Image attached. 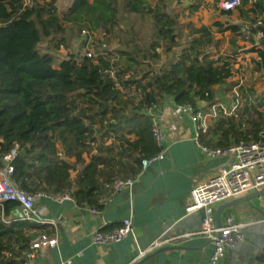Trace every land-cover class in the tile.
I'll return each instance as SVG.
<instances>
[{
    "label": "trees",
    "instance_id": "1",
    "mask_svg": "<svg viewBox=\"0 0 264 264\" xmlns=\"http://www.w3.org/2000/svg\"><path fill=\"white\" fill-rule=\"evenodd\" d=\"M177 1L158 0L150 8L146 0H71L58 13L57 0H32L25 8L19 0H0V153L13 143L27 146L13 161L12 180L20 190L67 194L76 205L100 207V195L132 180L141 160L159 152L148 110L165 98L194 113L205 112L201 103L214 104L213 87L231 77V67L227 59H212L219 41L211 27L178 22ZM263 5L242 0L236 7L249 19L245 41L258 69H264V22L256 25ZM213 25L216 33L228 31L237 48L239 25ZM99 28L114 35L113 49L80 63L71 54L57 58L73 31ZM244 109L236 121L220 118L200 130V145L264 143V97ZM91 150L98 151L85 161L81 154ZM16 209L15 202L3 203L8 223L0 221V264H21L19 255L7 259L4 253L26 250L29 231L42 228L14 222Z\"/></svg>",
    "mask_w": 264,
    "mask_h": 264
},
{
    "label": "crops",
    "instance_id": "2",
    "mask_svg": "<svg viewBox=\"0 0 264 264\" xmlns=\"http://www.w3.org/2000/svg\"><path fill=\"white\" fill-rule=\"evenodd\" d=\"M199 1L187 2L199 5ZM175 3L180 6L182 0ZM189 6L184 3L180 10ZM57 11L60 13L58 8ZM209 15L208 11H204L202 17L208 21ZM178 16L182 15L178 13ZM65 31L69 32L68 25ZM52 49L51 45L44 47L45 51ZM64 54L60 47L56 56L62 59L66 57ZM75 54L81 57L80 52ZM77 57L74 59L80 63L81 58ZM151 113L162 118L164 135L161 147L153 143L163 152V159L141 168L130 184L113 187L106 196L100 195L101 206L97 208L76 205L70 197L64 200L52 195L38 198L35 206L55 221V226H41L40 231L56 236L58 246L35 251L32 258L26 261L28 264H52L60 260L66 264H207L213 246L199 233L203 213H186L185 204L190 189L217 174L228 160L225 157L210 159L204 154L197 138L199 125L192 121L190 115L176 111L170 98L152 108ZM212 125L211 122L208 126ZM216 208L210 219L217 226ZM230 218L240 225L241 239L216 264H264V195L225 208L220 215V226H224ZM124 219L131 220V234L117 243H93L95 231L111 230ZM36 230L29 231L31 236L39 233ZM161 237L175 239L168 245L149 250L151 243ZM26 250L18 253L17 247H13L8 253L12 257L19 255L21 263H24L23 252ZM11 256L5 257L8 259Z\"/></svg>",
    "mask_w": 264,
    "mask_h": 264
},
{
    "label": "built area",
    "instance_id": "3",
    "mask_svg": "<svg viewBox=\"0 0 264 264\" xmlns=\"http://www.w3.org/2000/svg\"><path fill=\"white\" fill-rule=\"evenodd\" d=\"M23 8L32 6V0H19ZM217 1V0H215ZM242 0H219V11H236V7L240 5ZM248 3H254L255 0H247ZM264 22V5L263 10L256 21V25H261ZM247 25V24H246ZM244 25L243 31L247 36L249 29ZM98 30L90 31L86 29L80 30V37L83 39L85 46L81 57L95 59L98 56L104 55V52L108 50L105 43H99L98 51H93L94 37ZM61 49L64 50L61 46ZM66 53L67 51L64 50ZM176 111L179 113H185L191 116L192 121L199 125L202 132L205 131L206 126L203 122V113H194L192 108L185 105H176ZM215 109L212 107V110ZM218 110V109H217ZM151 116L152 120V136L154 143L157 147H161L163 139L162 118L158 116H152L151 109L147 112ZM205 116L207 114H204ZM199 133L197 134L198 138ZM4 144L0 139V146ZM202 147V146H201ZM27 146L21 147L18 143H13L8 151L0 153V221L2 223H8L3 217V203L15 202L17 204L18 215L13 216L14 222L29 223L34 225L32 227L41 226H55V221L52 218L46 217L42 211L35 206V202L38 198L49 197L48 194L36 193L29 194L23 190H20L15 182L12 180L14 171L13 161ZM204 154L214 159L217 157H225L228 160L226 166L221 167L217 174L210 177L202 183H198L190 189L188 200L185 204L186 213H192L196 211H202L203 220L201 230L199 233L203 234L211 243L212 251L208 258L207 264H216L221 258L224 257L228 250H231L236 243L241 239L240 225L235 224L233 219H228L224 226L217 227L211 222L210 216L213 213L214 208L221 204L231 202L257 191L264 189V143L257 142H240L237 145L228 148H214L208 149L202 147ZM163 159V152L159 151L157 154L143 158L141 160V168H146L151 163ZM131 180L125 182H115L113 187L117 188L122 184H130ZM60 200L69 199L68 195L59 197ZM95 213L94 209L92 210ZM35 236H31L29 242V249L23 252L24 263L28 264L34 255L35 251L45 248H55L58 246L56 236H49L45 231H38ZM132 233V223L130 219H124L118 226L111 230H97L92 235V241L94 244H110L120 242L124 237ZM175 237H161L154 240L149 250H154L165 245H168ZM6 257H10L11 254L4 253ZM52 264H66L64 260H60L57 263Z\"/></svg>",
    "mask_w": 264,
    "mask_h": 264
},
{
    "label": "rangeland",
    "instance_id": "4",
    "mask_svg": "<svg viewBox=\"0 0 264 264\" xmlns=\"http://www.w3.org/2000/svg\"><path fill=\"white\" fill-rule=\"evenodd\" d=\"M146 1L150 8L155 7L156 3L158 2V0ZM187 1L182 0V4L177 8L178 13L182 15L181 17L178 16V22L181 24L191 23L194 25L195 29H199L201 26L211 27V29L215 32V39H218L219 41L218 47H214V49L211 48L210 50L212 59L214 61L216 59H219L220 61L227 59L226 61L231 67V77L228 78L223 84L213 88L214 104L211 106H206L203 103L200 104L202 109L205 111L201 113H203L204 116L203 122L206 125L205 131L207 132L209 123L211 124L212 122L215 124L220 118L233 119L236 121L239 119L241 112H243L245 105H253V101H256L257 99L260 100L264 97V69H258L257 66L252 62V59H255L256 61L258 59L255 53L250 52L252 49L251 45L244 40L248 35L246 36L243 32L242 37L240 36L236 39V48L230 42L229 32L226 31L224 33H216L217 28L213 25L216 22L223 24H237L241 27V31H243L244 25L249 23V19H247L246 16L240 14V12L237 10L231 12L230 15H221L219 11V0H200L199 5L195 4L198 6L197 9L192 11L189 7L192 8L195 5H191ZM68 2L69 0H60L56 3V7L59 11H62L63 7L68 5ZM184 3L190 6L184 10H180ZM202 4L203 7H201ZM173 7H176V3H174ZM188 8L190 10L189 12H187ZM204 11H208L210 14L208 21L202 17ZM115 39L111 32L98 29L97 34L93 39V51H98L97 44L99 43H105L107 49H113L116 46ZM65 40L67 45L63 44L62 48L67 52L64 55L71 54L73 57H77L75 53H82L83 46H85V44L77 31H73L71 36ZM121 61L122 59H120V62ZM248 90H250V92L247 93ZM212 107L215 109L212 110ZM260 110L262 109L260 108ZM250 111H253L252 106L250 107ZM204 114L207 115L205 116ZM244 119V117H241V120ZM205 131L203 133H205ZM97 149L100 151L101 147H98ZM96 151L91 150L86 155L81 154V157L86 159L87 156L94 154Z\"/></svg>",
    "mask_w": 264,
    "mask_h": 264
},
{
    "label": "water",
    "instance_id": "5",
    "mask_svg": "<svg viewBox=\"0 0 264 264\" xmlns=\"http://www.w3.org/2000/svg\"><path fill=\"white\" fill-rule=\"evenodd\" d=\"M262 195H264V189H262L260 191H257V192H255L253 194H250V195H248L246 197H243V198H240V199H237V200H234V201L227 202V203L219 205L216 208V213H215V220H216L217 226L220 227V215H221V212L225 208L232 207L234 205H238L240 203L246 202V201H248L250 199H253V198L261 197Z\"/></svg>",
    "mask_w": 264,
    "mask_h": 264
}]
</instances>
